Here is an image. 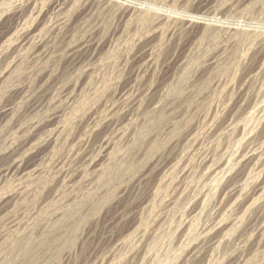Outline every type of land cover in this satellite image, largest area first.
Returning <instances> with one entry per match:
<instances>
[{
  "label": "rangeland",
  "instance_id": "rangeland-1",
  "mask_svg": "<svg viewBox=\"0 0 264 264\" xmlns=\"http://www.w3.org/2000/svg\"><path fill=\"white\" fill-rule=\"evenodd\" d=\"M0 74V264H264V0H0Z\"/></svg>",
  "mask_w": 264,
  "mask_h": 264
},
{
  "label": "bare ground",
  "instance_id": "bare-ground-1",
  "mask_svg": "<svg viewBox=\"0 0 264 264\" xmlns=\"http://www.w3.org/2000/svg\"><path fill=\"white\" fill-rule=\"evenodd\" d=\"M65 2H66V1H65ZM18 3H19V2H18ZM17 5H18V4H17ZM45 6H46V5H45ZM75 48H76V47H75ZM70 62H71V61H70ZM2 74H3V72H2ZM2 74H0V75H2ZM0 78H1V77H0ZM5 109H6V108H5ZM5 109H4V111H6ZM7 113H8V112H7ZM2 117H3V116H2ZM27 141H28V140H27ZM10 148H13V147H10ZM14 149H15V147H14ZM17 149H18V147H17ZM13 151H14V150H13ZM15 151H16V150H15ZM18 151H19V150H18ZM10 152H12V151H10ZM19 152H20V151H19ZM15 153H16V152H15ZM15 153H13V154L16 155ZM10 156H12V155H10ZM4 157H5V156H4ZM8 157H9V156H8ZM12 157H13V156H12ZM16 158H17V156H15V160H17ZM4 159H5V158H4ZM9 159H10V157H9ZM13 159H14V158H13ZM10 160H11V159H10ZM10 160H9V162H10ZM21 160H22V159H21ZM3 161H4V160H3ZM4 162H5V161H4ZM9 162H8V163H9ZM11 163H12V162H11ZM16 163H17V162H16ZM20 163H21V162H20ZM9 164H10V163H9ZM18 165H19V168H20V164H17L16 166L18 167ZM4 166H6V165H4ZM1 167H2V166H1ZM8 167L11 168L12 166H11V167L8 166ZM8 167H6V168H8ZM6 168H5V170H7ZM13 170H14V169H13ZM10 172H11V171H10ZM15 172H16V171H15ZM4 173H5V172H4ZM4 173H3V174H4ZM6 173H7V171H6ZM16 173H18V172H16ZM3 178H4V177H3ZM42 179H43V178H42ZM5 186H6V185H5ZM1 198H2V197H1ZM0 207L3 208V206H0ZM2 208H1V209H2ZM3 211H4V210H3ZM4 216H5V215H4ZM0 219H1V218H0ZM63 238H64V237H63ZM1 253H2V252H1ZM11 260H12V259H11Z\"/></svg>",
  "mask_w": 264,
  "mask_h": 264
}]
</instances>
